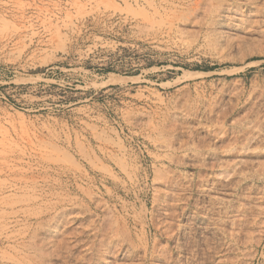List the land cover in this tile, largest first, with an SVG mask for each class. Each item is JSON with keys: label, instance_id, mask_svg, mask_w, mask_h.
Returning <instances> with one entry per match:
<instances>
[{"label": "rangeland", "instance_id": "rangeland-1", "mask_svg": "<svg viewBox=\"0 0 264 264\" xmlns=\"http://www.w3.org/2000/svg\"><path fill=\"white\" fill-rule=\"evenodd\" d=\"M0 264H264V0H0Z\"/></svg>", "mask_w": 264, "mask_h": 264}]
</instances>
